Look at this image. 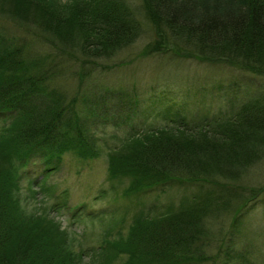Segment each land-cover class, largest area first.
<instances>
[{"label": "rangeland", "instance_id": "1", "mask_svg": "<svg viewBox=\"0 0 264 264\" xmlns=\"http://www.w3.org/2000/svg\"><path fill=\"white\" fill-rule=\"evenodd\" d=\"M121 1L136 17L139 36L107 56L88 59L81 52L84 41H77L76 46L53 43L42 0H0V59L15 48L27 59L23 69L12 70L10 75L0 64V81L7 77L10 82L19 81L23 75L34 74L32 66L39 72L44 69L48 87L63 91L68 103L75 98L76 112L68 110L70 127L81 124L85 129L84 134L75 128L62 129L58 142L49 144L62 151L55 156L59 167L47 172L36 155L51 152L39 143L25 150L14 137L17 112L0 104V189L7 185L6 213L10 222L26 231L23 239L48 244L47 250L65 247L77 264L89 263L93 254H86L88 249L102 251L109 246L116 254L103 264H141L133 257L135 221L152 205L197 199L203 190L200 184L171 186L142 200H129L126 189L132 183L130 177L135 179L131 172L136 158L130 140L137 139L135 133L168 129L180 118L233 117L245 101L253 97L264 100V75L241 71L220 57L214 59L180 33L152 22L144 0ZM228 2L231 6L224 8L235 7ZM85 86L89 98L94 90L101 95L109 91L104 98L110 102L98 101L96 112L89 110L85 103L92 100L83 102L88 97L81 93ZM123 91H127L125 95ZM4 100L0 95V103ZM124 101L139 105L136 114L124 109ZM263 149L258 151L262 163L242 165L239 175H243L244 188L234 184L245 193L264 186ZM232 173L219 171L205 178L226 186V177ZM224 212L212 221L214 242L230 230L234 215ZM240 228L235 249L240 260L232 264H264V194ZM213 248L215 251L216 246Z\"/></svg>", "mask_w": 264, "mask_h": 264}, {"label": "trees", "instance_id": "2", "mask_svg": "<svg viewBox=\"0 0 264 264\" xmlns=\"http://www.w3.org/2000/svg\"><path fill=\"white\" fill-rule=\"evenodd\" d=\"M42 2L47 29L55 38L53 43L76 46L77 41H84L81 52L88 59L107 56L139 36L137 19L121 0ZM226 2L228 0H144L152 22L180 33L214 59L220 57L235 63L241 71L254 70L264 75V0H231L233 8H224L226 4L231 6ZM26 60L23 51L15 48L5 52L0 64L10 75L12 70L23 69ZM32 67L36 70L34 74L23 75L19 81L10 82L9 77L0 81V95L5 98L0 104L5 110L17 112L14 137L25 150L30 151L39 143L51 152L36 155L50 172L59 167L55 156L62 151L54 144L49 148V144L58 142L62 129L75 128L80 134H84L85 129L81 124L70 127L68 123L72 120L68 118V110L77 108L75 98L68 103L63 91L48 87L43 79L46 71L39 72ZM87 90L85 86L81 93L87 95ZM92 92V98L87 95L83 100L97 102L85 103L89 110L96 112L98 101L110 102L107 96L104 98L109 91L101 92L103 95ZM124 92L127 91L121 92L122 95ZM129 104L124 101V109L136 114L139 105ZM234 115L201 121L180 118L168 129L143 131L135 133L136 140L131 138L136 158L131 172L135 179L130 177L132 183L126 189L129 200H142L153 191L171 186L200 184L203 189L197 199L182 198L152 205L145 216L135 221L138 228L133 236L134 260H141V264H232L240 260L235 251L240 226L264 194V186L249 188L248 193L239 190L244 188L243 175H239L244 168L242 165L262 163L258 151L264 148V100L249 99ZM228 170L233 173L226 177V186L205 178ZM6 187L0 189V264H77L65 253V247L47 250L48 244L23 239L26 231L10 222L6 213ZM224 211L232 212L234 218L228 234L219 235L216 245L210 237L214 234L210 228L214 225L212 221L225 214ZM109 247L102 251L88 249L86 254H93L88 264H103V260L113 258L116 251Z\"/></svg>", "mask_w": 264, "mask_h": 264}, {"label": "bare ground", "instance_id": "3", "mask_svg": "<svg viewBox=\"0 0 264 264\" xmlns=\"http://www.w3.org/2000/svg\"><path fill=\"white\" fill-rule=\"evenodd\" d=\"M57 91H60V90H57Z\"/></svg>", "mask_w": 264, "mask_h": 264}]
</instances>
